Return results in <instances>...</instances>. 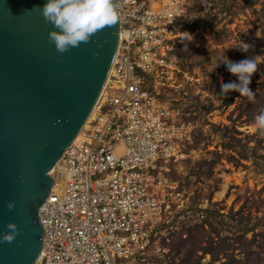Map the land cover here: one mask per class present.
<instances>
[{"label": "built area", "instance_id": "2783aa9c", "mask_svg": "<svg viewBox=\"0 0 264 264\" xmlns=\"http://www.w3.org/2000/svg\"><path fill=\"white\" fill-rule=\"evenodd\" d=\"M116 3L112 73L80 140L50 173L54 183L39 208L45 264H153L172 214L188 207L169 173L195 155L192 123L146 80L153 88L175 81L190 1Z\"/></svg>", "mask_w": 264, "mask_h": 264}, {"label": "rangeland", "instance_id": "374dc122", "mask_svg": "<svg viewBox=\"0 0 264 264\" xmlns=\"http://www.w3.org/2000/svg\"><path fill=\"white\" fill-rule=\"evenodd\" d=\"M189 1L181 24L187 35L174 50L175 81L153 88L146 80L158 100L192 123L195 151L169 173L188 207L172 214L151 262L264 264V131L254 127L264 110V0ZM224 55L257 59L253 98L220 92L221 83L237 79L215 70Z\"/></svg>", "mask_w": 264, "mask_h": 264}, {"label": "water", "instance_id": "95a60500", "mask_svg": "<svg viewBox=\"0 0 264 264\" xmlns=\"http://www.w3.org/2000/svg\"><path fill=\"white\" fill-rule=\"evenodd\" d=\"M43 3L0 0V236L9 221L19 230L0 240V264H45L38 212L54 183L50 171L95 106L119 40L118 19L58 53Z\"/></svg>", "mask_w": 264, "mask_h": 264}, {"label": "clouds", "instance_id": "9594fccd", "mask_svg": "<svg viewBox=\"0 0 264 264\" xmlns=\"http://www.w3.org/2000/svg\"><path fill=\"white\" fill-rule=\"evenodd\" d=\"M40 10L44 19L54 26L49 30L48 39L58 53L78 47L81 42L87 43L99 29L112 26L118 20L116 0H44ZM240 49L247 51V45ZM257 64L255 57L233 61L224 55L215 70L223 67L237 79L221 83L220 92L227 95L234 90L253 98L255 95L248 85L252 74L257 71ZM254 127L264 131V110L254 117ZM14 206V201L6 202L9 210ZM6 228L10 231L4 232L0 240L11 242L19 230L14 221H9Z\"/></svg>", "mask_w": 264, "mask_h": 264}, {"label": "bare ground", "instance_id": "6f19581e", "mask_svg": "<svg viewBox=\"0 0 264 264\" xmlns=\"http://www.w3.org/2000/svg\"><path fill=\"white\" fill-rule=\"evenodd\" d=\"M111 73H112V68H111V70L109 71L108 77H107V79H106V81H105L103 87H105V85L107 84V81L109 80V77H110ZM103 89H104V88H103ZM103 89L101 90L100 97H101V94H102L103 91H104ZM100 97L98 98V100H97L95 106L93 107L92 111L90 112L89 116L87 117V120L85 121V123H84V125H83L81 131L75 136V138H74V140H73V143H76V142H78V141L80 140L81 135H82V130H84L85 128H87V124H88L89 120H90V119L94 116V114H95V111H96V109H97V104H98V102H99ZM56 164H57V163H56ZM56 164L52 167L50 173H52V171L55 169ZM224 189H225V187L222 188V191H220V192L217 193V197H220V196L222 195ZM40 259H41V258H40ZM40 259H39V261H40ZM36 264H39V262L36 263Z\"/></svg>", "mask_w": 264, "mask_h": 264}]
</instances>
